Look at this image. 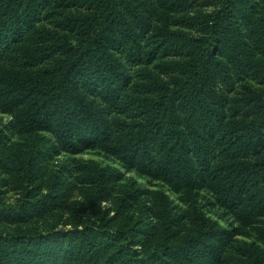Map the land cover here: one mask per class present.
<instances>
[{"label":"trees","instance_id":"obj_1","mask_svg":"<svg viewBox=\"0 0 264 264\" xmlns=\"http://www.w3.org/2000/svg\"><path fill=\"white\" fill-rule=\"evenodd\" d=\"M0 112L23 137L0 129L17 188L99 150L187 205L77 160L9 210L27 221L78 189L96 219L0 232V264H264V0H0Z\"/></svg>","mask_w":264,"mask_h":264},{"label":"rangeland","instance_id":"obj_2","mask_svg":"<svg viewBox=\"0 0 264 264\" xmlns=\"http://www.w3.org/2000/svg\"><path fill=\"white\" fill-rule=\"evenodd\" d=\"M0 129L10 136L11 140L23 139V137L11 126L10 115L3 112H0ZM77 160H96L116 166L124 172V179L119 182V185L133 181L148 189L161 188L170 195L177 209L183 210L187 207L184 202L168 190L167 186L150 181L147 177L139 176L134 172H127L116 159L99 150H86L75 155L62 153L44 162L45 175L40 181V188L37 189H35L34 186L17 188L12 182L9 174L5 173L0 168V232H14L17 227L50 231L53 229L70 228L76 224L96 219V214L88 208L87 202L78 189L64 205L47 212L43 216L28 218L27 221L19 220V218L12 214L13 211L9 210V207H17L23 202V198L27 196V191L37 193L38 197H42L46 193H49L48 186L54 179L64 177L65 181L73 180L75 175L74 165H76L75 161ZM62 165H65V168H63ZM196 198L201 209L211 217L219 220L223 225H227L228 221H233L223 213L221 208L212 204L213 195L208 189L199 191ZM108 204L110 203L105 202V205L108 206ZM238 237L246 239L251 238L242 235Z\"/></svg>","mask_w":264,"mask_h":264}]
</instances>
